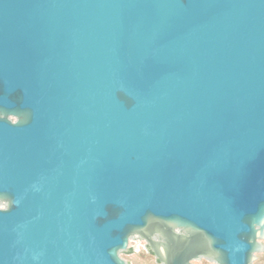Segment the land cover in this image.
<instances>
[{"label":"water","instance_id":"water-1","mask_svg":"<svg viewBox=\"0 0 264 264\" xmlns=\"http://www.w3.org/2000/svg\"><path fill=\"white\" fill-rule=\"evenodd\" d=\"M0 264L264 257V0H0Z\"/></svg>","mask_w":264,"mask_h":264},{"label":"rangeland","instance_id":"rangeland-1","mask_svg":"<svg viewBox=\"0 0 264 264\" xmlns=\"http://www.w3.org/2000/svg\"><path fill=\"white\" fill-rule=\"evenodd\" d=\"M126 264H162L149 248L147 241L133 239L131 253L125 261ZM264 264V257L262 263Z\"/></svg>","mask_w":264,"mask_h":264},{"label":"clouds","instance_id":"clouds-1","mask_svg":"<svg viewBox=\"0 0 264 264\" xmlns=\"http://www.w3.org/2000/svg\"><path fill=\"white\" fill-rule=\"evenodd\" d=\"M4 210H6V208L0 205V211H4Z\"/></svg>","mask_w":264,"mask_h":264}]
</instances>
